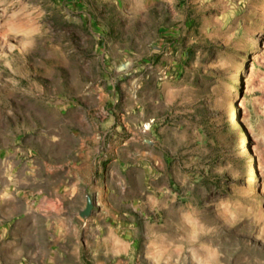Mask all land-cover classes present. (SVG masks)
<instances>
[{
	"label": "rangeland",
	"instance_id": "374dc122",
	"mask_svg": "<svg viewBox=\"0 0 264 264\" xmlns=\"http://www.w3.org/2000/svg\"><path fill=\"white\" fill-rule=\"evenodd\" d=\"M0 264H264V0H0Z\"/></svg>",
	"mask_w": 264,
	"mask_h": 264
},
{
	"label": "bare ground",
	"instance_id": "6f19581e",
	"mask_svg": "<svg viewBox=\"0 0 264 264\" xmlns=\"http://www.w3.org/2000/svg\"><path fill=\"white\" fill-rule=\"evenodd\" d=\"M246 167H250V165H249V164H247V165H246Z\"/></svg>",
	"mask_w": 264,
	"mask_h": 264
}]
</instances>
